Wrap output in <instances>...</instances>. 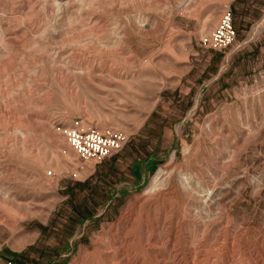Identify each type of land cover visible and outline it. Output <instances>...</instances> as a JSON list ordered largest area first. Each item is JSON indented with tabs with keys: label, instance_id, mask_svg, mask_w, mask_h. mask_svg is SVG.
I'll use <instances>...</instances> for the list:
<instances>
[{
	"label": "rangeland",
	"instance_id": "obj_1",
	"mask_svg": "<svg viewBox=\"0 0 264 264\" xmlns=\"http://www.w3.org/2000/svg\"><path fill=\"white\" fill-rule=\"evenodd\" d=\"M263 49L264 0H0V264H264Z\"/></svg>",
	"mask_w": 264,
	"mask_h": 264
},
{
	"label": "built area",
	"instance_id": "obj_2",
	"mask_svg": "<svg viewBox=\"0 0 264 264\" xmlns=\"http://www.w3.org/2000/svg\"><path fill=\"white\" fill-rule=\"evenodd\" d=\"M236 37L233 9L226 5L222 18L209 39L215 48L224 50L233 44ZM62 133L81 159L97 163L119 153L129 141L122 131L86 126L83 120H76L64 128Z\"/></svg>",
	"mask_w": 264,
	"mask_h": 264
},
{
	"label": "crops",
	"instance_id": "obj_3",
	"mask_svg": "<svg viewBox=\"0 0 264 264\" xmlns=\"http://www.w3.org/2000/svg\"><path fill=\"white\" fill-rule=\"evenodd\" d=\"M245 9L248 12V14L245 11V14H242L241 17H244L245 19H247L249 23H253L255 21L254 19H256L253 13L256 10L252 7V5L246 6ZM120 155L123 156V152L120 153ZM120 155L116 156L117 160H119L118 158H120ZM125 159L129 162L128 166H130V172H132L134 175L139 176L140 173H142L143 176H145L146 172L150 171V169L153 168L154 162H153L152 156L150 158L147 157V158L138 159V160H129L127 157Z\"/></svg>",
	"mask_w": 264,
	"mask_h": 264
},
{
	"label": "trees",
	"instance_id": "obj_4",
	"mask_svg": "<svg viewBox=\"0 0 264 264\" xmlns=\"http://www.w3.org/2000/svg\"><path fill=\"white\" fill-rule=\"evenodd\" d=\"M120 153V152H119ZM118 154V153H117ZM115 156V158H116V154L115 155H113V156H111V157H114ZM149 158H150V156H149Z\"/></svg>",
	"mask_w": 264,
	"mask_h": 264
}]
</instances>
